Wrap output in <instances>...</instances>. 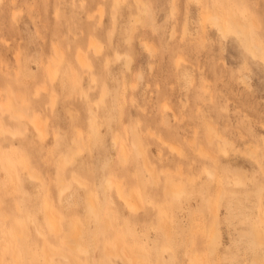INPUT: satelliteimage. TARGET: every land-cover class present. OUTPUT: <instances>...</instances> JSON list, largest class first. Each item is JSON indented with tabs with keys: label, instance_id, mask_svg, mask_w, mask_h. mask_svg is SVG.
Listing matches in <instances>:
<instances>
[{
	"label": "rangeland",
	"instance_id": "1",
	"mask_svg": "<svg viewBox=\"0 0 264 264\" xmlns=\"http://www.w3.org/2000/svg\"><path fill=\"white\" fill-rule=\"evenodd\" d=\"M198 2L0 0V264L264 262V63Z\"/></svg>",
	"mask_w": 264,
	"mask_h": 264
},
{
	"label": "bare ground",
	"instance_id": "2",
	"mask_svg": "<svg viewBox=\"0 0 264 264\" xmlns=\"http://www.w3.org/2000/svg\"><path fill=\"white\" fill-rule=\"evenodd\" d=\"M199 1V2H198ZM198 3H200L202 5V7H200L202 10L201 11V16H202V20L203 22H209L211 25H213L217 31L222 35V37L226 38V37H229V36H233L235 37L239 43L241 44V46L245 49V51H247L248 53H250L252 55L253 58L255 57H258L261 61H263L264 63V46L261 44V42H259L258 40L256 39H251L249 34H248V28H247V24L245 23V21H243L238 15V13H236V11L233 9V7H227V10H219L218 8H210V6H208L210 8H207V6L205 4H202V0L200 2V0H197ZM205 3V2H204ZM217 5V4H215ZM214 6V5H213ZM174 7V6H173ZM222 7V6H221ZM207 8V9H206ZM223 8V7H222ZM204 9V10H203ZM200 13V12H199ZM185 29V27H184ZM183 36V35H182ZM227 39V38H226ZM90 43V42H89ZM98 45V44H97ZM149 45V44H147ZM96 46V44H95ZM95 51V50H94ZM96 52V51H95ZM130 58V57H129ZM54 59V58H53ZM119 60V59H118ZM82 61V60H81ZM84 61V60H83ZM82 61V62H83ZM81 62V63H82ZM127 62V61H125ZM177 62V61H176ZM48 68V67H47ZM51 68V67H50ZM54 69L50 70V73L49 75L52 76L55 71L52 73ZM139 76V75H138ZM54 78V77H53ZM242 78V77H241ZM51 79V82H52V78ZM243 81V79H241ZM8 93V92H7ZM9 96L7 95V98ZM11 97H9L5 104L6 106V111L9 110L11 113V119H13L12 117L14 118H17V119H20V117H23V115H21L22 113L18 112L17 109H15V104L12 103L10 100ZM53 101V99H52ZM1 103V102H0ZM4 104H0V108L3 106ZM3 110V109H2ZM0 110V111H2ZM5 111V110H4ZM3 113V111H2ZM19 117V118H18ZM1 121V120H0ZM211 120H208L206 121L207 122V129H208V134H207V139L209 141H211L213 138H216L218 139L222 144H225L227 142V138L222 135L218 130L217 128L211 123L209 122ZM38 127V126H36ZM8 129V128H7ZM10 130V129H8ZM4 126L2 125V123L0 124V131L2 133H7V131ZM6 131V132H5ZM11 131V130H10ZM16 131V130H15ZM41 131V130H40ZM0 132V133H1ZM12 132V131H11ZM17 132V131H16ZM15 132V133H16ZM9 134V133H8ZM168 144V143H167ZM171 145V144H170ZM175 146V145H174ZM173 147V146H172ZM171 147V148H172ZM177 147V146H176ZM179 150V149H178ZM176 151V150H175ZM221 153L224 154L226 152V150L224 148H221L220 149ZM178 152H181V151H178ZM176 152V153H178ZM255 158H256V155H255ZM21 159V157H20ZM19 159V160H20ZM257 159V158H256ZM32 174V173H31ZM109 182H111L109 180ZM120 190V189H119ZM127 198V197H126ZM132 199V198H131ZM127 201V204L126 205H129V207L131 208H135V203L133 201H135L134 199L131 201L129 199H126ZM126 203V202H125ZM90 209L93 210V204L89 205ZM138 209V208H137ZM133 210V209H132ZM136 211V209H134ZM46 221L48 223V225L50 227H53L55 223H53L54 220H52V218L50 216H46ZM22 233V232H20ZM55 234V233H54ZM24 236V235H23ZM21 234H19L17 236V239H21ZM25 237V236H24ZM23 237V238H24ZM22 238V239H23ZM75 239V238H74ZM214 239V235L212 236V239L210 240V244H212V241ZM259 239H260V235L259 233L256 234V237H255V240L257 242H259ZM67 243V242H66ZM74 246L77 244L78 245V242L75 243L73 242ZM77 248V246H75ZM70 249L72 250V248L70 247ZM75 249V248H74ZM75 252V251H74ZM80 252V251H79ZM116 252V251H115ZM60 253V252H59ZM107 254V253H106ZM136 254V253H135ZM135 254L133 253L131 259L132 261L134 262V257H135ZM58 255V254H56ZM108 255V254H107ZM137 257V255H136ZM135 257V258H136ZM65 259V257H64ZM69 259V258H68ZM69 261V260H68ZM127 263V262H126ZM139 263H143V262H139ZM128 264V263H127ZM135 264V263H134ZM253 264H264V262H257V261H253Z\"/></svg>",
	"mask_w": 264,
	"mask_h": 264
}]
</instances>
